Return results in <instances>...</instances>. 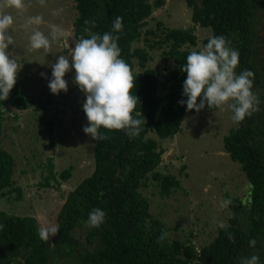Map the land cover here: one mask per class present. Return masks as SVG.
Returning a JSON list of instances; mask_svg holds the SVG:
<instances>
[{
	"label": "trees",
	"instance_id": "16d2710c",
	"mask_svg": "<svg viewBox=\"0 0 264 264\" xmlns=\"http://www.w3.org/2000/svg\"><path fill=\"white\" fill-rule=\"evenodd\" d=\"M69 1L76 11L71 23L76 41L92 33L112 32L118 36L120 57L130 65L135 77L132 92L137 102L132 115L141 120L140 130L129 136L124 129H99L105 138L95 141L94 168L65 195L56 216L59 230L53 243L40 239L35 217L0 210V264H12L18 259L22 264H47L66 256L80 264H240L253 254L259 256V264H264V0H185L191 8L189 27H166L155 20V28L146 30L143 27L165 0ZM116 16L122 17L123 24L118 32L112 27ZM196 26L210 27L211 35H223L228 46L238 50L235 71L253 72L251 91L258 101L256 110L223 136L225 150L240 164L250 183L248 204L241 196L225 194V206L231 211L228 223L219 226L214 239L199 252L190 244L167 239L168 227L153 217L147 196L139 190L149 178L156 182L158 193L165 196L180 184L174 174L158 169L163 149L146 134L151 131L163 138L172 137L180 131L184 115L195 112L186 111L178 100L184 98L182 82L186 77L180 66L190 50H199L195 47ZM143 36L144 45L134 47L133 43ZM207 39L201 40L202 45ZM155 49L161 51L160 59L165 65L163 80H159L157 69L148 66L150 51ZM168 63H172L170 68L166 67ZM41 95L44 97L26 96L15 82L8 97L0 98V125L6 108L17 117L14 111L30 106L37 110L51 107L53 96ZM215 109L218 108L206 105L201 110L210 113ZM229 111L232 114L230 108ZM80 112L85 116L83 108ZM54 116L40 117L50 136V146L54 145ZM14 166V156L0 147V199L13 185ZM53 168L49 159V173L41 185L49 186L51 179L59 183L72 175V166L57 176ZM14 190L20 199L21 188L16 186ZM94 208L105 212L99 227L87 223ZM81 223L87 224L86 245L82 247L72 233ZM250 239H255L254 246L249 245ZM88 246L93 249L87 250Z\"/></svg>",
	"mask_w": 264,
	"mask_h": 264
},
{
	"label": "rangeland",
	"instance_id": "374dc122",
	"mask_svg": "<svg viewBox=\"0 0 264 264\" xmlns=\"http://www.w3.org/2000/svg\"><path fill=\"white\" fill-rule=\"evenodd\" d=\"M22 3L23 6L17 8L8 5L7 0H0V15L8 14L13 18V29H9L12 44L7 51L17 64L16 82L26 96L37 98L44 97L42 93L51 94L54 102L51 107L45 106L40 110L30 106L14 111L17 117L13 116V111H9V108L4 109L0 125V147L14 156L15 166L12 176L13 185L1 198L0 210L11 214L34 216L41 227L55 224V216L67 192L92 172L93 147L96 139L83 131V126L88 123L86 117L80 113L85 93L73 82L74 70L65 75L68 81L67 91L61 90L59 94H53L48 88V79L51 77L50 64L60 55L70 57L69 48L65 46L66 38L59 35L54 37L51 26L70 30V45L74 46V42H77L71 27L76 12L73 3L69 0H22ZM181 3L183 4V1ZM178 4L179 0L168 1L167 9L163 11L166 13L163 18L170 21L169 23L165 21L169 26L171 22L175 23L173 14L179 17V13L183 11L173 9ZM36 16L41 18L40 24L28 23L30 17ZM158 16L155 11L143 30L155 28V20ZM196 28L194 32L198 35L197 39L202 40L200 36L205 37V34H202L201 27L196 26ZM36 29L48 37L50 43L47 50L29 47V36ZM143 39L144 36L134 42L133 46H143ZM200 46H202L201 41L195 47ZM160 52L157 49L150 51L152 58L148 61V66L157 69L158 77L162 80L165 70ZM171 64L168 63L166 67H170ZM41 73L45 75L42 76ZM161 89L162 86L159 92ZM201 111L197 116L209 119L210 114ZM53 114H55L52 133L54 145L50 146V136L40 117L46 119ZM195 125L197 128L202 127L200 129L204 135L198 138L192 133L186 137L183 140L184 154L173 150L174 147L165 139L157 141L159 147L163 149V159L158 169L179 178V186L172 188L168 196L160 195L156 182L149 178L139 190L147 196L152 214L168 227V239H176L181 243L192 240L196 245H201L205 238L209 241L214 235L210 236L208 232L212 233L217 226L228 222L231 211L225 208L224 194L241 196L244 204H248L250 183L236 162L215 159V156L210 154L213 143L220 144V137L225 129L220 125L214 126L212 123L209 125L205 120L202 121V125L198 123ZM231 128L234 127L228 126V131ZM189 129L191 128L187 130ZM154 134L155 132L150 131L146 135L150 137ZM158 138L163 137L158 136ZM212 139L219 141L213 142ZM49 159L54 165L56 176L62 169L72 166L71 177L68 180H60L59 183L51 179L49 186L41 185L44 176L49 173L47 169ZM16 186L21 188L20 199L16 198L17 191L14 190ZM86 226V223L78 225L75 234L81 236ZM50 238L53 239L54 235H50ZM12 264H21V261L16 260Z\"/></svg>",
	"mask_w": 264,
	"mask_h": 264
},
{
	"label": "clouds",
	"instance_id": "9594fccd",
	"mask_svg": "<svg viewBox=\"0 0 264 264\" xmlns=\"http://www.w3.org/2000/svg\"><path fill=\"white\" fill-rule=\"evenodd\" d=\"M7 3L17 8L23 6L22 0H7ZM41 22L39 16L28 20V23L34 24ZM112 27L116 32L121 30L122 17L116 16ZM51 28L54 37L59 35L66 38L65 46L69 48L70 57L60 55L50 64V92L59 94L61 90L67 91L65 74L74 70L73 82L85 93L82 108L88 123L83 126V131L96 140L105 138L99 131L101 127L124 129L129 136H135L141 124V120L132 115L137 102V96L132 92L135 77L130 65L120 57L118 36L112 32L92 33L71 46L70 30L58 29L54 25ZM9 29H13L12 16L0 15V98L4 99L13 88L18 72L14 58L7 51L12 44ZM49 43L48 37L38 29L33 30L29 36L31 49L47 50ZM238 63V50L229 47L223 35H210L199 50L192 49L188 52L186 62L180 66L186 77L182 82L181 95L184 98L178 100V103L185 105L186 111L196 112L206 105L223 111L226 105L232 110L231 119L234 122L242 121L246 115H251L256 110L258 101L251 91L253 72L244 69L237 73L235 69ZM224 203L227 204L228 201ZM104 218L105 212L94 208L88 214L87 223L90 227H99ZM58 230L57 224L41 226L38 235L40 239L49 241L50 235H55ZM163 235L160 239H163ZM255 244V239L249 240L250 246ZM240 264H259V256L253 254L243 258Z\"/></svg>",
	"mask_w": 264,
	"mask_h": 264
},
{
	"label": "crops",
	"instance_id": "0c3cea01",
	"mask_svg": "<svg viewBox=\"0 0 264 264\" xmlns=\"http://www.w3.org/2000/svg\"><path fill=\"white\" fill-rule=\"evenodd\" d=\"M168 1H174V0H165V4L160 7V8H157L155 11H157V14H159L157 20L159 21H162L163 24L166 26V27H177V28H187L191 25V8L187 6L186 4V1L185 0H179V4L178 6L176 5L173 9H180V12L179 13V17H177L174 13V11L176 12V10H174L172 12L173 14V20L175 21V23L173 24L172 22L170 23L171 26L167 25V23H169L170 21H166V19H164L163 17H165L164 13V9L166 10L167 6L166 4H168ZM181 1H183V4L181 3ZM175 3V2H174ZM185 9H184V7ZM154 11V12H155ZM161 12V13H160ZM58 13V12H57ZM183 13V14H182ZM186 13V14H185ZM60 14V13H58ZM166 14V13H165ZM185 14V16H183ZM166 21V22H165ZM59 26V24H58ZM200 27V26H198ZM197 29V28H196ZM201 32L202 34H205V37H201V39L203 38H206V37H209L212 33L210 27H201ZM196 34V33H195ZM196 36H198L196 34ZM201 40L198 39L197 43L200 42ZM71 42V41H70ZM73 42V41H72ZM202 44V43H201ZM165 66V65H164ZM66 75V74H65ZM17 83V82H16ZM12 111V110H11ZM203 113H205L204 111H201ZM81 113V112H80ZM197 114H199L197 112ZM196 113H186L181 121V124H180V131H178L177 133H175L172 137H166V138H158L157 134L155 133L154 136H150L152 138H154L156 141L160 142V140L164 141V139L167 141V142H170V145L174 147L173 150L175 151H178V153L180 152L181 154H184L185 152V146L183 144V140L190 136L192 133L193 135L197 136L198 138H202L204 133L202 132V127H199L197 128V126L195 125L196 123L202 125V121L205 120L209 125L210 123H212V125L214 126H221L222 128H224L225 130H223L222 134H221V137H220V144L219 145H216V143H213V146L210 150V154L211 155H214L215 156V159H225V160H230L232 163H235L240 165L237 161H234L231 159L229 153L225 150L224 146H223V136L225 134H227L228 131V126L232 125V127H236L238 126V122H234L232 119H231V116L232 114L230 113L228 107L225 105L224 107V110L221 111L220 109H215L214 111H212L211 113H209L210 115L208 116L209 119H206L207 117H205L204 119L203 118H199L197 116ZM208 114V113H207ZM192 115V116H191ZM196 119H198V121L196 122ZM200 122V123H199ZM193 124V126H192ZM205 124V123H204ZM188 128H191L189 130H187ZM184 130H187L186 133L182 134V132H184ZM225 131V133H224ZM192 135V136H193ZM204 138H207V137H204ZM213 142H216V141H219V140H213ZM157 142V143H158ZM159 144V143H158ZM210 145V143H209ZM159 146V145H158ZM207 151H205L206 153ZM200 153H202V151H200ZM165 154V153H164ZM226 155V156H225ZM163 159V158H162ZM234 161V162H233ZM236 166V165H235ZM234 167V165H233ZM241 168V167H240ZM243 172V171H242ZM223 176H225L223 174ZM225 194H229V193H225ZM224 194V196H225ZM231 195V194H229ZM224 196H223V200H224ZM231 196H238V195H231ZM225 202V200H224ZM225 204V203H224ZM226 208V206H225ZM227 209V208H226Z\"/></svg>",
	"mask_w": 264,
	"mask_h": 264
},
{
	"label": "flooded vegetation",
	"instance_id": "af4514ba",
	"mask_svg": "<svg viewBox=\"0 0 264 264\" xmlns=\"http://www.w3.org/2000/svg\"><path fill=\"white\" fill-rule=\"evenodd\" d=\"M72 27V26H71ZM170 68V67H169ZM158 74V73H157ZM164 76H165V72H164V74H163ZM164 76H163V78H164ZM159 78V77H158ZM163 78H162V80H163ZM160 80V79H159ZM214 111V110H213ZM212 112V111H211ZM210 112V113H211ZM191 113H196L197 114V112L195 111V112H191ZM237 127V126H236ZM235 128V127H234ZM72 189V188H71ZM70 189V190H71ZM1 200V199H0ZM149 201V200H148ZM64 202V201H63ZM62 202V203H63ZM61 208V207H60ZM149 210H150V204H149ZM230 211V210H229ZM6 212V211H5ZM151 212V211H150ZM6 213H8V214H11V213H9V212H6ZM14 214V213H13ZM151 214H152V212H151ZM153 215V214H152ZM56 216H57V214H56ZM56 216H55V224H57V221H56ZM231 216V215H230ZM230 216H229V218H230ZM34 217V216H33ZM153 217H155L154 215H153ZM36 218V217H35ZM155 218H157V217H155ZM229 218H228V220H229ZM36 220H37V218H36ZM160 220V219H159ZM162 221V220H161ZM163 222V221H162ZM37 223H38V221H37ZM164 223V222H163ZM228 223V222H227ZM226 223V224H227ZM82 224V223H81ZM81 224H79V225H81ZM58 225V224H57ZM87 225V224H86ZM225 225V224H224ZM220 226H222V225H220ZM78 227V226H77ZM76 227V228H77ZM87 227V226H86ZM38 228H40L39 227V223H38ZM75 228V229H76ZM75 229L72 231V233H73V235H75L76 236V238L81 242V247L82 246H85L86 245V230H87V228L85 229V231L83 232V234H81V236H78V235H76L75 234ZM217 229H218V226H217V228H215V231H213L212 233L211 232H208V234L211 236V235H213L212 236V238H210V240L209 241H206L205 239H204V242L203 243H201V245L200 244H198V245H196V243L194 242V241H192L191 240V242H189V241H186V242H184V243H182V244H186V245H188V244H190V245H192L193 246V248H194V250L195 251H197V252H199L200 251V249L203 247V246H205V245H207L208 243H210L213 239H214V237L216 236V234H217ZM168 231V230H167ZM207 235V234H206ZM56 236H57V233L54 235V238L53 239H51L50 237H49V239H50V241L53 243L54 242V240H55V238H56ZM166 237H167V239H168V235H167V232H166ZM169 241H177L178 243H181L180 241H178V240H176V239H168ZM77 253H78V251L80 252V249H79V247H77ZM91 249H93V246H88V248H87V250H91ZM18 260H20V259H18ZM79 260H81V259H79ZM21 261V260H20ZM81 262L80 261H78L77 259H75V258H72L71 256H66V257H64V259L63 258H60V259H58V258H56L55 260H54V262H51V261H48V263L47 264H80ZM21 264H22V261H21Z\"/></svg>",
	"mask_w": 264,
	"mask_h": 264
}]
</instances>
